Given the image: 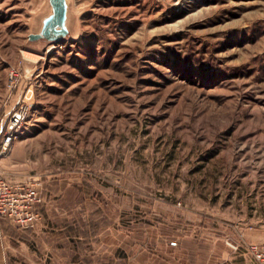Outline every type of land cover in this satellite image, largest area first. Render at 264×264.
<instances>
[{
	"label": "rangeland",
	"instance_id": "1",
	"mask_svg": "<svg viewBox=\"0 0 264 264\" xmlns=\"http://www.w3.org/2000/svg\"><path fill=\"white\" fill-rule=\"evenodd\" d=\"M68 2L50 48L48 0H0L1 175L43 197L12 264H260L264 0Z\"/></svg>",
	"mask_w": 264,
	"mask_h": 264
},
{
	"label": "built area",
	"instance_id": "2",
	"mask_svg": "<svg viewBox=\"0 0 264 264\" xmlns=\"http://www.w3.org/2000/svg\"><path fill=\"white\" fill-rule=\"evenodd\" d=\"M26 116L25 107L15 110L6 125L1 139L0 153L9 148L15 133ZM43 202L42 191L37 182L32 180L10 181L1 175L0 169V218L7 219L21 229H33L41 215L39 206ZM249 252L264 264V240L251 242Z\"/></svg>",
	"mask_w": 264,
	"mask_h": 264
},
{
	"label": "water",
	"instance_id": "3",
	"mask_svg": "<svg viewBox=\"0 0 264 264\" xmlns=\"http://www.w3.org/2000/svg\"><path fill=\"white\" fill-rule=\"evenodd\" d=\"M51 10L41 17L40 28L28 34L31 41H47L53 44L63 43L71 38L68 0H48Z\"/></svg>",
	"mask_w": 264,
	"mask_h": 264
},
{
	"label": "crops",
	"instance_id": "4",
	"mask_svg": "<svg viewBox=\"0 0 264 264\" xmlns=\"http://www.w3.org/2000/svg\"><path fill=\"white\" fill-rule=\"evenodd\" d=\"M19 228L7 219L0 218V264H12V245H19L27 243L28 233L21 231L24 229ZM47 230L42 227L35 231L36 238L45 235ZM20 262L22 257L19 258ZM23 260H25L23 258ZM22 264V262H21Z\"/></svg>",
	"mask_w": 264,
	"mask_h": 264
},
{
	"label": "bare ground",
	"instance_id": "5",
	"mask_svg": "<svg viewBox=\"0 0 264 264\" xmlns=\"http://www.w3.org/2000/svg\"><path fill=\"white\" fill-rule=\"evenodd\" d=\"M54 46V44H52L51 46H50V48H52ZM29 59V58H28Z\"/></svg>",
	"mask_w": 264,
	"mask_h": 264
}]
</instances>
